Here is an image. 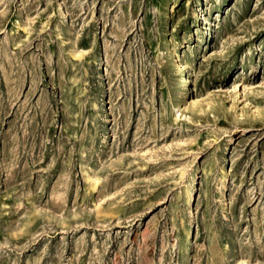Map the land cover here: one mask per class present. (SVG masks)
Masks as SVG:
<instances>
[{"label":"rangeland","instance_id":"1","mask_svg":"<svg viewBox=\"0 0 264 264\" xmlns=\"http://www.w3.org/2000/svg\"><path fill=\"white\" fill-rule=\"evenodd\" d=\"M0 264H264V0H0Z\"/></svg>","mask_w":264,"mask_h":264},{"label":"bare ground","instance_id":"2","mask_svg":"<svg viewBox=\"0 0 264 264\" xmlns=\"http://www.w3.org/2000/svg\"><path fill=\"white\" fill-rule=\"evenodd\" d=\"M204 20H205V19H204ZM199 21H203V20H201V18H199ZM174 67H175L177 70H179V71H183L181 65H179V64H174ZM187 78H188V77H187V73L185 72V73H184V76L182 77V80L180 81V83H181V87H182L181 92L187 91V90L189 89V88L187 87V85H188Z\"/></svg>","mask_w":264,"mask_h":264}]
</instances>
